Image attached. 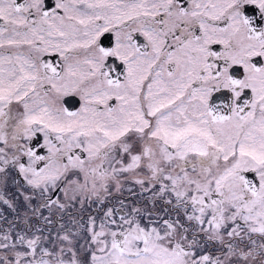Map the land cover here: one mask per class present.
I'll return each mask as SVG.
<instances>
[{"label":"snow or ice","instance_id":"6c2138e0","mask_svg":"<svg viewBox=\"0 0 264 264\" xmlns=\"http://www.w3.org/2000/svg\"><path fill=\"white\" fill-rule=\"evenodd\" d=\"M0 264H264V0H0Z\"/></svg>","mask_w":264,"mask_h":264}]
</instances>
